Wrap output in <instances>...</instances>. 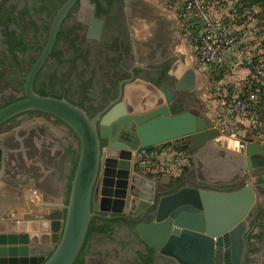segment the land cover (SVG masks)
Segmentation results:
<instances>
[{
    "label": "water",
    "instance_id": "water-1",
    "mask_svg": "<svg viewBox=\"0 0 264 264\" xmlns=\"http://www.w3.org/2000/svg\"><path fill=\"white\" fill-rule=\"evenodd\" d=\"M72 2L68 0L55 16L48 40L24 78V96L0 108V125L25 112H41L63 122L79 141L63 220L52 222L55 246L37 263L73 264L94 217L128 218L151 212L153 219L135 228L147 245L180 264H215V248L222 244L223 236L241 239L244 219L257 201L255 184H264V176H256L255 184L248 176L244 185L234 189L217 186L240 182L246 168L264 166V145L259 144L246 161L241 154L220 146L217 139L221 133L208 118L189 109L173 112V89L139 78L125 85L120 92L122 99L99 119L98 126V116L90 118L81 106L36 93L34 79L51 51L61 17ZM193 86L192 69L176 77V88ZM125 136L131 140L119 142ZM182 138H188L192 145L197 182L213 187L174 185L171 191L156 198L154 179L138 173L133 153L162 143L173 144ZM101 139L105 140V150ZM212 140L216 145L209 143ZM169 183L170 179L162 184ZM147 189H151L148 199L144 195ZM138 193L144 200L132 197ZM146 200H152V204ZM27 243L26 234H0V264L30 263Z\"/></svg>",
    "mask_w": 264,
    "mask_h": 264
},
{
    "label": "flooded vegetation",
    "instance_id": "flooded-vegetation-1",
    "mask_svg": "<svg viewBox=\"0 0 264 264\" xmlns=\"http://www.w3.org/2000/svg\"><path fill=\"white\" fill-rule=\"evenodd\" d=\"M67 1L25 0L21 6L17 7L18 4H11V0H0V47L5 46L9 54L7 44L4 41L6 38L4 32L6 31H14V33L19 34L24 38L25 45L27 44V49L24 52L16 51L18 55L16 64L19 72L17 82L23 81L22 86H18L22 91L21 97L24 96V78L28 73L22 70V66L29 64L32 66L36 61L48 40L49 29L55 16ZM40 7L47 11L41 28H38L40 36L45 35L44 41L28 42L26 41L25 28H33L34 14L38 13ZM143 9L140 0H73L61 17L53 46L36 74L33 88L38 91H46L44 88H48L50 76L58 72L60 65H69L72 68L68 72L69 74L64 77L65 80L69 75L75 74L81 81H84V88L87 91L89 86L94 87V96L87 103L84 101L85 96L82 91H80L79 101H74L65 95H62L61 98L81 106L90 118L98 116L97 126L99 125V119L122 99L120 92L123 91L125 85L137 78L149 81L158 87L173 89L174 95L170 105L172 111L180 112L188 108L191 110L189 105L193 104L192 101L196 98L195 90L175 87V77L171 71L174 68L177 56L171 50L170 45L177 41V37L171 35L172 29L165 21L162 15L163 11H150L153 25L152 32L147 36L139 38L136 33L130 31L128 14L133 11L141 13ZM25 18L26 20H24ZM9 56L10 62L13 61V57L10 54ZM2 60L0 57V62ZM85 73L88 75L87 78L82 77V74ZM94 84H97V86L95 87ZM47 93L48 96L56 95L53 92ZM25 114H39L52 121L53 124L59 125L58 127L64 131L63 133H66L64 135L66 136L64 138L66 143L59 135L51 134L49 131L41 135L42 130H39L33 135L29 136L28 134L29 137L26 135L27 133L21 138L15 137L14 141L20 146L18 151L23 152L22 143L28 138L30 145L34 144L32 147L36 154L40 157L43 156L38 159L44 160L50 165H55L57 161L55 154L57 148L61 147L63 148L61 150L63 155L61 154L60 157L63 159L59 166L62 168L65 165L69 169L68 172H71L78 155L79 141L73 130L60 120L48 114L30 111L12 117L1 124L0 128L8 127V124L15 126L18 118ZM37 127L41 129L40 125H37ZM47 135L53 136L55 140L44 137ZM130 140L129 136H125L121 137L119 142L125 143ZM100 141H104V144L101 143V145L106 144L104 139ZM75 142L77 147L74 146ZM181 142L186 143V140H181ZM42 145L47 146L46 150L52 145L53 154H51V149L47 151L44 150L45 148L41 149ZM42 151H46V155L42 154ZM45 168L50 172L47 165ZM258 175L264 176V166L256 165L247 168L244 180L217 187L225 189L238 188L245 184L248 176L252 178ZM174 185H177L176 188L185 185L213 187L203 182H197L194 171L190 168L183 171L177 184H173L168 188H164L161 183L158 184L157 182L155 194L161 196L171 191ZM152 200H154V197ZM94 218H97V222L100 220L110 221L109 229L106 231L109 238L114 236V232L117 230L120 231L122 227V237L118 239L122 243L130 244V246L142 252L147 263L180 264L172 257L162 255L154 250L135 232L138 224L153 219L151 212H146L143 215H130L128 218L121 215H116V217L110 219ZM244 222L245 228L240 240L236 236H223L222 244L215 248V264H264V194L261 197L257 196L255 207L252 213L245 217ZM91 251L90 241L88 240L83 249V264H86L87 253H91ZM103 254L104 256H102ZM103 254L98 255V260L101 257L109 259L115 256L110 249Z\"/></svg>",
    "mask_w": 264,
    "mask_h": 264
},
{
    "label": "rangeland",
    "instance_id": "rangeland-1",
    "mask_svg": "<svg viewBox=\"0 0 264 264\" xmlns=\"http://www.w3.org/2000/svg\"><path fill=\"white\" fill-rule=\"evenodd\" d=\"M140 1L141 5H143L144 8L143 11L141 13L133 11L128 14V25L130 27V31L136 33L139 38L141 36H147L150 32H152L151 28L153 25L150 11L157 12L158 10H162V15L165 21L168 22L170 28L172 29L171 35L177 37L176 43L178 44V47H182V50L186 48L187 52L190 55H193V58L197 63H202L201 61L197 60L193 54V48L191 47L192 35L185 31L183 20L177 16L176 9L180 7L181 0ZM24 2L25 0H11V4H18L17 7L21 6V4H23ZM261 2L262 3H260V1L258 0H219L216 7L215 18L219 21L220 24L230 30L233 36L245 37L246 40L251 44H253V41L256 42L260 40L263 43V46L262 48H258L257 50L260 51L264 61V3L263 1ZM30 3H32V1H30ZM46 12L47 11L45 9L41 7L38 8V13L34 14L35 20H33L34 24L32 23L33 28H25L26 41H44L45 35L40 36V31H38V28H41ZM24 20H26V18ZM0 57L3 59L2 62H0L1 106L7 101L22 98V91L20 88H18L17 85L19 72L17 69L16 61L13 60L10 62L11 59L6 51L5 46L0 47ZM22 67V70L27 73L29 71L28 69L31 68V64ZM69 67V65H60L58 67V72L50 76L51 79L48 81V88L45 87L44 89L46 91L44 92H53L54 94H56L54 95L55 97L57 96L56 98H61L62 95H65L66 97H69L74 101H79V97L81 95L80 91H82L85 96V103H87V101L89 102V100H91L94 96V87L91 88L89 86V90L87 91L86 88H84V81H81L79 77H76L75 74L69 75L65 80L64 77L69 74L68 72L72 68ZM207 71L209 72V68H207ZM86 76H88L87 73L82 74L83 78H87ZM216 76L212 79L207 80L206 88L202 86V88L200 87L196 89V98L193 99V104L189 105L191 111H193L197 115L205 116L211 122H213L215 127V119L210 118L211 116L208 111L212 100H214L215 93L217 97V94L219 93L218 89L222 87L220 85L216 88L215 85H213V80L218 79L223 87L234 84L232 81L222 83V75L221 77L219 75V78H217ZM94 86L96 87L97 84H94ZM37 125H40L41 129H39ZM58 126L59 125L53 124L52 121H50L46 117H43L42 115L25 114L18 118L15 126H11L10 124H8V127L5 126L6 128H0V143L4 147V149L0 148V163L4 161L6 168L5 171L25 172V170L27 169L29 172H37V168H35V165H38V163L35 164L34 160L35 158H37L36 156H38V154H36V151L33 150L32 146L34 144L31 146L29 139L27 138L22 143V148L24 149L22 150L23 152H19L18 150L20 149V146L17 142L14 141V138H21L25 133H27V136L28 134L30 136L33 135V133L42 130V133H40L41 135L49 131L51 134L59 135V137L63 138V142H65L64 138H66V136L64 135H66V133H63L64 131L61 130ZM50 138H53V136H50ZM181 140H186V143H182ZM188 140V138H182L177 140L173 144L162 143L159 146L155 145L147 149H138L133 153L138 173L148 178L154 179L156 183L158 182V184H160V179L162 178L170 179V186H172L173 184H177L184 170L190 168L193 169L194 163L192 151L190 149L192 145ZM217 140L221 143L220 146L222 148L241 154L246 158L247 161L248 156L251 153L255 152V149L259 144L264 145V127L259 135L251 134V132L244 126L241 128L240 134L231 137L228 135V133L224 132V134H221V136ZM209 143L216 145L215 140H212ZM74 146L77 147L76 142ZM61 150H63V148L58 147L57 153L55 154L57 156V164H61L63 159L60 157L62 154ZM24 157H28L29 159L33 158L32 166L26 167ZM38 157L42 158L40 156ZM38 162L40 164L42 163L43 165V161L39 160ZM168 166L171 168H167ZM251 181L252 183H254L255 177H252ZM155 190L154 196H156L157 198L159 197V195L155 194ZM148 194H150V192H148ZM121 233H123L122 227L120 228V231L117 230L116 232H114V236L110 238L106 234V232H92L89 237L92 251L91 253H87L86 264H149L150 262L147 263L146 257L142 252L136 250L135 247L130 246V244L126 245L122 243L118 239L122 237ZM109 249L112 253H114L115 256L109 259L101 257L98 260V255L106 253V251ZM102 256H104V254Z\"/></svg>",
    "mask_w": 264,
    "mask_h": 264
},
{
    "label": "crops",
    "instance_id": "crops-1",
    "mask_svg": "<svg viewBox=\"0 0 264 264\" xmlns=\"http://www.w3.org/2000/svg\"><path fill=\"white\" fill-rule=\"evenodd\" d=\"M170 47L177 56L172 74L178 78V76L183 75L186 69H192L194 72L193 89L195 91L200 87L202 88V86L206 88L207 80L214 77V75L219 78V74L211 71L212 67L210 65L197 63L186 48L182 50V47L179 48L176 42L172 43ZM261 57L263 59L262 55ZM207 68H209V72ZM245 73L246 70L243 68H238L231 73L226 69L221 73V81L222 83L227 81L234 83ZM202 78L205 82L202 81ZM217 102L218 99L215 93L208 111L211 119L215 116ZM44 137L52 140L50 136ZM0 148H3L1 143ZM43 148L46 150L47 146L42 145L41 149ZM48 149H51V154H53V146L51 145V148L49 146ZM46 151H42V153L46 155ZM36 157L34 161L35 164L38 163V165H35L37 172H29L27 169L25 172H6L4 161L1 162L0 168V234L27 235V245L30 248L28 255L30 263L28 264H38L37 259L47 257L55 245L56 232L52 230V222L64 217V204L66 203L67 187L71 175L67 166L64 165L60 168L57 163L50 165L40 159V161H43L42 165L38 162L39 157ZM32 160L33 158L24 157L26 167L32 165ZM46 165L50 172L45 168ZM166 181H168L167 178L160 179V183L164 188L170 187L169 184H162ZM153 183L156 187L157 183ZM254 188L257 196L261 197L264 194V184L255 185ZM148 203L152 204V200Z\"/></svg>",
    "mask_w": 264,
    "mask_h": 264
},
{
    "label": "built area",
    "instance_id": "built-area-1",
    "mask_svg": "<svg viewBox=\"0 0 264 264\" xmlns=\"http://www.w3.org/2000/svg\"><path fill=\"white\" fill-rule=\"evenodd\" d=\"M218 2L181 0L180 7L175 9L185 31L192 35L191 47L197 60L210 65L211 71L219 75L226 69L229 73L238 68L246 70L238 81L227 87L218 79L213 80L216 88L222 87L218 89L214 116L220 133L233 137L245 126L251 134L259 135L264 127V61L257 49L263 43L258 40L251 44L245 37L233 36L215 18Z\"/></svg>",
    "mask_w": 264,
    "mask_h": 264
},
{
    "label": "trees",
    "instance_id": "trees-1",
    "mask_svg": "<svg viewBox=\"0 0 264 264\" xmlns=\"http://www.w3.org/2000/svg\"><path fill=\"white\" fill-rule=\"evenodd\" d=\"M260 1V3H262L261 1H263L264 3V0H258ZM5 35H6V38H5V43L7 44V50L9 52V54L13 57L12 59L14 61L17 60L18 58V55L16 54V51L18 52H24L27 48V44L25 45V40L23 37H21L19 34H16L14 33V31H6L4 32ZM22 83L23 81H19L17 82V85L18 86H22ZM34 91L41 94V95H46L47 93L44 92V91H38L34 88ZM13 101H16V100H12V101H7L5 102L3 105L0 106L3 107ZM175 112V111H173ZM101 143L104 144V141H102ZM77 157L78 155L76 156V159H75V165H76V162H77ZM75 165L71 171V175H70V180L72 179L73 177V174H74V170H75ZM69 190H70V183L68 184V187H67V194H66V202L68 201V196H69ZM109 226H110V221L109 220H100L99 222H97V218H92L90 223H89V226H88V229H87V233H86V236H85V239H84V242L82 244V247L79 251V254L77 255L76 259L74 260L73 264H83V249H84V245L86 244V242L89 240V237L91 235L92 232L96 231V232H99V233H105L108 229H109ZM151 249V248H150Z\"/></svg>",
    "mask_w": 264,
    "mask_h": 264
},
{
    "label": "bare ground",
    "instance_id": "bare-ground-1",
    "mask_svg": "<svg viewBox=\"0 0 264 264\" xmlns=\"http://www.w3.org/2000/svg\"><path fill=\"white\" fill-rule=\"evenodd\" d=\"M139 187H141V186L139 185ZM150 190H151V189H147V190H146V192H145V194H144L146 198H147V196H148V192H150ZM133 196L135 197L136 200H140V199H141V200H144L143 198H141V195H140L139 193H138L137 195H136V194H133ZM145 197H144V198H145ZM147 199H148V198H147ZM146 201L148 202V200H146ZM137 202H139V201H137ZM136 205H138V204H136ZM136 208H137V207H136Z\"/></svg>",
    "mask_w": 264,
    "mask_h": 264
}]
</instances>
